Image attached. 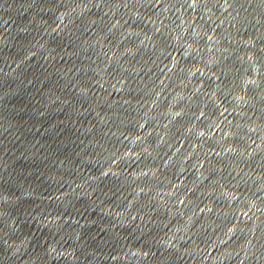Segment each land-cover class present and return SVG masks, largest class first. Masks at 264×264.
<instances>
[{
  "label": "water",
  "instance_id": "1",
  "mask_svg": "<svg viewBox=\"0 0 264 264\" xmlns=\"http://www.w3.org/2000/svg\"><path fill=\"white\" fill-rule=\"evenodd\" d=\"M0 264H264V0H0Z\"/></svg>",
  "mask_w": 264,
  "mask_h": 264
}]
</instances>
